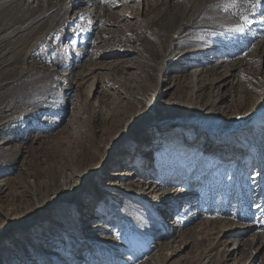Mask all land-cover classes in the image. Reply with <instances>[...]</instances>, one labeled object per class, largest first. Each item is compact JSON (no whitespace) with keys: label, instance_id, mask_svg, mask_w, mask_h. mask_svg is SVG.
<instances>
[{"label":"rangeland","instance_id":"rangeland-1","mask_svg":"<svg viewBox=\"0 0 264 264\" xmlns=\"http://www.w3.org/2000/svg\"><path fill=\"white\" fill-rule=\"evenodd\" d=\"M0 232V264H264V0H0Z\"/></svg>","mask_w":264,"mask_h":264},{"label":"bare ground","instance_id":"bare-ground-1","mask_svg":"<svg viewBox=\"0 0 264 264\" xmlns=\"http://www.w3.org/2000/svg\"><path fill=\"white\" fill-rule=\"evenodd\" d=\"M167 122H164L163 124H167L168 125V127H166V130H168L171 126H173V125H175V121H168V120H166ZM161 130H163V129H161ZM150 137H152V135H150L148 138H150ZM71 183V182H70ZM61 187L63 188V189H65L64 187L67 185V181H64V180H62L61 181ZM104 192H106V191H102V194L103 195H99L100 196V198H104L105 196H106V193H104ZM172 192V191H171ZM108 194V193H107ZM148 194H149V192H148ZM75 195H77V193L75 194ZM64 197V196H63ZM62 197V198H63ZM64 199V198H63ZM67 200V199H66ZM40 214L41 213H39V214H37V217H35V218H38V217H40ZM34 218L33 219H26L25 221H23V222H10V223H5V224H2V229L3 230H9V229H12V227L13 226H17L19 229H23V227H25V226H28V225H30V223H32V222H34ZM93 220V219H92ZM11 221V220H10ZM50 222V221H49ZM89 229H90V227H89ZM89 229H87V230H89ZM2 234V232H0V235ZM115 236H117V235H115ZM11 237V239L10 240H5V242H4V245H2L3 247H6L5 249H6V251L7 250H12V249H14L15 248V246H14V241H17V243H20V241H18L17 240V238H15L14 236H10ZM21 244V243H20ZM2 247V248H3ZM20 247H22V245H20ZM21 250H22V248H21ZM11 253H14L13 252V250L11 251ZM19 256H17L16 255V258H18Z\"/></svg>","mask_w":264,"mask_h":264},{"label":"snow or ice","instance_id":"snow-or-ice-1","mask_svg":"<svg viewBox=\"0 0 264 264\" xmlns=\"http://www.w3.org/2000/svg\"><path fill=\"white\" fill-rule=\"evenodd\" d=\"M260 0H257V5H259Z\"/></svg>","mask_w":264,"mask_h":264}]
</instances>
